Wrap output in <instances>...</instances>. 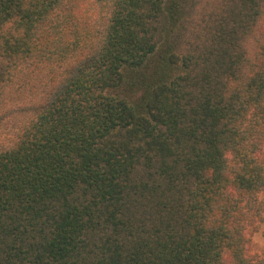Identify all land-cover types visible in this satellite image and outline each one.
Here are the masks:
<instances>
[{
    "label": "trees",
    "instance_id": "16d2710c",
    "mask_svg": "<svg viewBox=\"0 0 264 264\" xmlns=\"http://www.w3.org/2000/svg\"><path fill=\"white\" fill-rule=\"evenodd\" d=\"M263 190L264 0H0V264H264Z\"/></svg>",
    "mask_w": 264,
    "mask_h": 264
},
{
    "label": "rangeland",
    "instance_id": "374dc122",
    "mask_svg": "<svg viewBox=\"0 0 264 264\" xmlns=\"http://www.w3.org/2000/svg\"><path fill=\"white\" fill-rule=\"evenodd\" d=\"M37 102L44 99V93L40 88H36L35 92L32 93ZM6 130V129H5ZM4 131V130H3ZM8 132V130H6ZM5 136V133L3 134ZM259 201L262 208L263 220H259L254 225H249L246 229L247 237L249 238V248L253 253H257L264 256V190L260 193Z\"/></svg>",
    "mask_w": 264,
    "mask_h": 264
}]
</instances>
